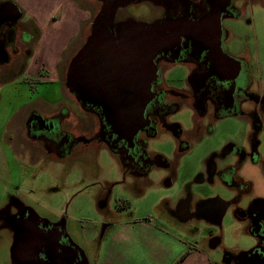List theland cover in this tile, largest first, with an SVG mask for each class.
Returning a JSON list of instances; mask_svg holds the SVG:
<instances>
[{"label": "flooded vegetation", "instance_id": "1", "mask_svg": "<svg viewBox=\"0 0 264 264\" xmlns=\"http://www.w3.org/2000/svg\"><path fill=\"white\" fill-rule=\"evenodd\" d=\"M146 1L98 0L92 33L71 63L70 69L76 71L69 80L81 92V108L93 114L100 125L95 136L66 130L65 122L70 117L64 112L49 118L34 116L27 124L26 136L31 145L54 162L71 159L85 143L91 150L97 149L99 152L92 154V179L103 198L129 180L134 189L156 168L174 171L199 142L215 134L217 125L228 119L251 117L244 109L247 102L254 103L256 113L261 114L257 120H250L253 129L258 132L264 128V94L251 90L254 68L252 57L246 54L250 37L241 31V38L234 39V31L241 29L235 23L245 17V10L235 7L234 0H160L163 6L153 21L128 16L131 5ZM11 4L0 3V66H12L14 57L27 56L34 39L24 31V46L16 44L18 29L27 24L22 22V13L13 20ZM238 42L241 46L235 48ZM88 45L87 52H83ZM177 67L188 73L184 78L172 79L181 87L166 78ZM100 69H105L116 89L104 104L87 93L89 87L95 89ZM183 108L194 112V124L188 131L172 120ZM135 115L139 124L134 128L128 123ZM166 136L176 146L174 161L152 149L154 142ZM102 151L121 163V176L112 184L108 171L96 164ZM248 159L264 167L255 147L247 154L240 139L229 140L220 151L207 154L202 166L205 172L194 183L214 184L220 180L238 199L232 204L238 205L245 198L251 200L248 209L239 215L246 222L242 231L254 237L256 243L242 249L238 260L240 264H264V196L258 194L254 180L245 175V167L255 168ZM198 197L190 188L183 193L176 212L179 219H200V203L211 198L194 204ZM21 208L10 217L16 231L13 252L19 263L92 264L72 239L65 219L49 220L27 207ZM234 259L226 254V263Z\"/></svg>", "mask_w": 264, "mask_h": 264}, {"label": "rangeland", "instance_id": "2", "mask_svg": "<svg viewBox=\"0 0 264 264\" xmlns=\"http://www.w3.org/2000/svg\"><path fill=\"white\" fill-rule=\"evenodd\" d=\"M7 1L11 0H0L3 3ZM236 6L246 12V23L241 26L240 31L247 32L250 37L246 42V54L252 57L251 61L254 68L251 90L264 94V6L260 0H238ZM97 8L98 5H95L94 10H98ZM140 8L139 5H131L129 13L137 18H142L149 11H146L147 9L145 10L144 7ZM57 17V15L54 16V18ZM22 22L26 23L27 27L18 29L16 44L19 47L24 46L21 43V35L24 31L30 36H34L33 33H35L34 22L30 15H24ZM86 36L87 32H85L80 47L86 43ZM36 42L37 40L34 43V39H32L30 46L32 47ZM235 46L238 48L241 44L236 43ZM74 51L73 48L72 52ZM71 55L69 53L67 57L70 58ZM13 61L12 66L0 67V264H21L16 260L13 252L16 231L11 224L10 217L21 211L22 206L29 208L42 218L49 220L65 219L71 229L72 239L87 253L91 261H93L98 243L88 239L85 235L87 231L95 229L96 225L100 231H103L105 224L110 221L124 220L125 218L145 220V218L151 217L154 219V224L161 228L169 230L174 228L175 230L171 229L172 232L179 231V236L193 242L194 245L199 243L200 248L212 256L214 264H240L238 257L242 251V243H238L240 248L227 249L226 244L234 245L238 241L234 243L229 239L226 242L225 232L229 234L234 230L236 236L240 235V232L242 234L246 222L239 215V212L248 209L247 207L251 204L249 198L243 199L238 205H231L223 219L221 228L199 219H194L186 225L180 224L177 215L165 212L167 211V204L164 206V203L177 198L178 192L183 188V183L179 182L167 187L172 181L174 171L156 168L149 178L153 182L149 181L146 185L141 183V186L136 185L132 189L129 180L120 187L117 186L116 190L107 198L100 199L96 194L98 190H96L92 179V169L94 168V155L92 154L99 152L97 149L91 150L92 147L85 143L76 149L75 155L71 159L59 163L54 162L51 158H45L40 150H35L36 146L31 145L30 139L27 138L24 121L25 110L11 116L16 106L22 102H28L29 98L46 97L54 103L60 102L59 104L63 103L72 107L73 117L65 122L67 123L65 124L66 130L95 136L100 125L94 115L81 108L83 102L80 103L81 105H77L71 100L79 98V93L75 91L74 83L69 80V70H65V74L62 76L66 89L62 88L61 82L30 84L26 83L24 79L27 76L25 75V66L29 61L28 56L20 55L17 58L14 57ZM63 64L62 69L64 70ZM186 74H188L187 71L177 67L166 78L170 79L171 84L181 87V84L172 79L184 78ZM79 99L81 100V98ZM245 104L244 109L251 113V117L225 120L216 126L213 136L199 143V146L196 145L197 149L192 150L190 155L185 157L182 168L184 167L183 170L187 171V177L191 178L190 186L194 180L201 176L203 170L205 172V169L200 171L197 168L205 164L207 149H221L229 140L240 139L247 154H250L255 147L261 156L260 162L264 165V128L255 132L251 124L252 121H250L257 120L261 114L256 113L254 103L247 102ZM38 107L42 110L46 109L45 105ZM53 110L58 114L63 113L58 107L53 109V106H49L47 109L51 114ZM193 116V110L183 108L172 120L179 122L183 129L188 131L193 127ZM153 144L152 149L158 153H164L163 155L169 160L174 161L176 146L170 137H163ZM248 162L253 164L250 159ZM96 164L103 165L109 176L115 173L111 171H116L121 165L120 160L107 155L106 152L98 157ZM253 165L255 168L250 165L245 167V175L254 180L258 194L264 196V167L257 164ZM112 176L113 179L119 178L114 174ZM191 189L199 195H207L210 198L220 197L226 202L238 201L232 190L220 180H216L214 184H209V182L194 183ZM122 197L123 200L131 203V208L126 210L117 208L119 199L122 200ZM194 204L197 202L195 201ZM104 210L105 213L102 212ZM182 227H187L188 231L182 230L181 232ZM216 239L220 240V244L213 249L211 245ZM227 253L235 256V259L230 263H226Z\"/></svg>", "mask_w": 264, "mask_h": 264}, {"label": "crops", "instance_id": "3", "mask_svg": "<svg viewBox=\"0 0 264 264\" xmlns=\"http://www.w3.org/2000/svg\"><path fill=\"white\" fill-rule=\"evenodd\" d=\"M97 1L98 0L10 1L19 8L23 17L24 15H30L34 22V43L36 40L37 42L31 47L33 48V51H30L27 55L29 61L25 66V75L27 76L24 77V79L26 83L39 85L61 82L62 88L66 89L62 81V76L65 74V70L70 68L74 57H76L82 49L80 45L85 36V32H87V39L92 33L93 12L96 13V11H94V6L98 5ZM237 1L238 0H234L235 7H237ZM260 1L261 4L264 5V0ZM126 4L129 5L131 3L128 1ZM139 6H141L140 9L144 7L145 10L147 9L146 11H149L140 19H146L148 22H151L158 18L155 13L159 11L163 5L160 0H147ZM56 15L58 17L54 18ZM128 16L132 19L136 17L130 13H128ZM245 20L246 17H242L236 21L235 27L241 28V26L246 23ZM234 35V39L239 40L243 33L241 31H234ZM73 48L75 49L74 52H72ZM69 53L72 54L70 58L67 57V54ZM66 58H68L67 61H65ZM62 64L64 70L62 69ZM71 100L72 102H76L77 105L80 104L79 98ZM59 103L60 102L54 103L46 97L29 98L28 102H22L16 106V109L11 116L16 115L21 110H25L26 114L24 121L26 133L28 130L27 124L32 117L37 116L40 118H49L58 114V112L56 113L54 110L52 114L49 113L47 111L49 106H53V109L55 107H58V109L60 108V110H63L64 114L69 115L71 119L73 117V112L71 111L72 107H69L67 104L65 105L62 103V105ZM41 105H45L46 109H39L38 106ZM220 150L221 149L219 148L207 149V154ZM183 161L175 167L172 181L167 185V187H171L179 182L183 183V188L178 192L177 198L164 203V206L167 204V211L165 212L172 213L173 215H176L178 202L183 198V193H185L188 188L191 189L192 184H194V182L191 183V186L189 184L191 178H189V176L187 177V171L183 170L184 167L182 168ZM202 168L203 167L200 166L197 169H200L201 171ZM121 171L122 169L120 167L116 171L113 170L111 172H115L112 173L114 176H121ZM112 174L110 177L111 181H109L110 184L117 180L113 179ZM149 181L152 180L144 178L142 183L146 185ZM118 186L120 187L121 185ZM122 188H124V186H122ZM97 192V196L102 199V191ZM207 197L208 196L200 194L196 199V202ZM123 199L124 198L122 197V200ZM232 203L233 202H231V204ZM124 207L125 204H123L121 208H118L117 206L119 210H126ZM102 212L105 213V210ZM192 220L194 219H179V222L180 224L184 223V225H186ZM199 220L218 227L209 221L203 219ZM66 224L68 228H70L69 224ZM171 229L175 230L174 228ZM171 229L161 228L154 224V219L151 217L147 219L145 218V220L125 218L124 220L110 221L105 224V229L103 231H100L96 225L95 229H91L85 233L88 239L98 243L93 255L92 264H214L212 256L200 248L199 243L194 245L193 242L179 236L178 233L180 232L178 230V232H172ZM244 229H246V227ZM182 230L188 231L187 227H182L180 231L182 232ZM244 232L242 231V234L240 232V235L237 236L235 235L234 230L229 234H226L225 232L226 242H228L229 239L234 241V243L238 241L237 244L234 245L226 244V248H230L231 250L240 248L238 243H242L241 249H248L250 246L254 245L256 239L252 236L246 235ZM70 233L72 234L71 231ZM219 244L220 240L218 239L215 244L211 245V248L214 249L218 247ZM78 247L80 250L84 251L79 245Z\"/></svg>", "mask_w": 264, "mask_h": 264}, {"label": "water", "instance_id": "4", "mask_svg": "<svg viewBox=\"0 0 264 264\" xmlns=\"http://www.w3.org/2000/svg\"><path fill=\"white\" fill-rule=\"evenodd\" d=\"M11 6H12V14L14 17L13 20H15V19L20 17L21 12L16 5L11 4ZM88 47H89V45L86 46V48L84 49L83 52H85V51L87 52ZM102 47H103L102 56H103V58H105L106 57L105 46H102ZM75 71H76V68H71L69 71V77L73 76L75 74ZM97 75H98V80H97L95 89L89 87L87 93L92 98H94V100L101 101L104 104L107 97L110 94L116 92V89L114 87L115 83H111L112 81H110L109 78L107 77V72L105 71V69H100L98 71ZM70 80H71V78H70ZM75 91L78 93H81L80 90L78 91L77 89H75ZM97 94L99 95V97H97ZM78 97L82 99V97L79 96V94H78ZM254 99L256 101L259 100L258 97H254ZM138 124H139L138 116L135 115L133 117V121L132 122L130 121V123H128V126H133L135 128V127H137ZM218 204L220 206H217ZM230 204L231 203H227L226 201H224L223 199L218 198V197L204 200L200 203V205L198 207L199 213H198L197 217L200 219L209 221L218 227H221L223 219H224L225 214H226V211H227L228 206ZM211 217H214V219L213 218L211 219Z\"/></svg>", "mask_w": 264, "mask_h": 264}, {"label": "trees", "instance_id": "5", "mask_svg": "<svg viewBox=\"0 0 264 264\" xmlns=\"http://www.w3.org/2000/svg\"><path fill=\"white\" fill-rule=\"evenodd\" d=\"M120 203L125 204V207H124L125 209H127V208L129 209L131 207V204L129 201H123V202L121 201ZM120 203H119V208H121V206L123 205V204L121 205Z\"/></svg>", "mask_w": 264, "mask_h": 264}]
</instances>
